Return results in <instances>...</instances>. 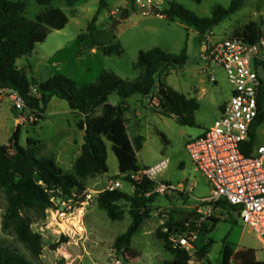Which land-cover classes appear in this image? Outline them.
I'll return each instance as SVG.
<instances>
[{"label":"rangeland","instance_id":"obj_1","mask_svg":"<svg viewBox=\"0 0 264 264\" xmlns=\"http://www.w3.org/2000/svg\"><path fill=\"white\" fill-rule=\"evenodd\" d=\"M24 1L27 3L25 16L28 19H36L45 9L37 0ZM171 2L180 3L204 17L211 16L218 5L228 7L232 0H203L201 3L194 0H160L158 10L168 7ZM241 2L242 5L236 12L209 30L211 35H236L252 21L260 22L264 33V0ZM52 5L60 7L68 15V24L64 29L53 30L46 41L36 45L31 55L18 59L19 67L27 71L33 95L40 97L38 85L53 77L58 70L79 80L94 81L95 77L85 72V61L90 56L100 55L103 67L123 79L136 80L141 71L135 67V63L141 50L161 47L172 53H180L187 49L188 64L172 69L161 79L174 89L187 95L190 93L198 99L200 107L195 112L197 125H182L176 116L163 113L157 98V87L149 96L134 95L128 99L129 109L125 118L130 137H144L143 147L138 152L140 165L151 168L167 160V166L156 173L153 180L157 184L163 182L174 186L165 193L153 190L159 195L151 203L150 216L144 220L128 250L117 251L114 242L131 224L129 203H122L126 210L124 218L112 220L97 201L98 194L117 180L121 182L117 189L130 194L134 192L132 183L120 173L118 158L108 140V172L85 180V192L92 194L89 205L82 208L79 204L82 193H76L78 196L74 199L75 210L64 220L52 209L56 205L44 212L40 209L24 211L32 220L33 231L40 233L43 238V252L39 257H35L13 233L4 229L7 199L2 189L0 236L17 247L34 264H162L172 259L173 255L165 249L164 241L157 235V230L163 226L170 214L186 218L198 212L212 218V221H209L211 230L195 240L194 247L209 243L207 256L201 261H194L195 264H221L225 241L236 252L253 249L256 258L264 261V242L241 220L238 212L231 208L218 207L206 200L211 195L212 185L193 163L187 151L188 142L197 133L204 134L214 126L221 115L219 104L229 99L232 93V86L224 69L215 65L206 66L201 61V33L196 28L185 25L180 19L171 21L164 15L160 17L157 12L144 15L136 0H81L73 7L62 1H55ZM117 8L121 11L113 14L111 11ZM124 8H129L134 13L113 28L114 21L120 17ZM98 11L97 26L106 31L102 41L120 43L123 53L104 55L102 50L94 48L86 50L72 67L64 61L52 63L51 57L58 50L75 43L78 35L87 29ZM205 66L206 71H203ZM213 76L216 81L212 79ZM140 100L142 102L139 103ZM119 101V95L114 93L110 96V102ZM69 110L67 101L58 97H53L44 111L18 109L8 92H0L1 144L12 153L16 141L13 137L19 130L18 141L22 147L30 148L38 156L51 157L66 172H72L75 159L82 152L80 143L83 141V131L77 127V122L83 117L79 112ZM19 115L25 116L24 124L17 121ZM162 134L168 142L164 141ZM29 138H33L36 143L29 145ZM258 139L259 143L264 142V125L258 130ZM190 186H193V190H190ZM50 194L57 202L62 196L57 189L51 190ZM213 220H219L214 227ZM63 237L67 241L62 242ZM194 251L195 248H192L190 252ZM231 262L236 264L238 260L234 257Z\"/></svg>","mask_w":264,"mask_h":264},{"label":"trees","instance_id":"obj_2","mask_svg":"<svg viewBox=\"0 0 264 264\" xmlns=\"http://www.w3.org/2000/svg\"><path fill=\"white\" fill-rule=\"evenodd\" d=\"M55 1H62L73 7L81 0H37L45 9L33 20L25 16L26 1L0 0V89L18 92L25 100V108L32 111H44L53 97L67 101L71 110L79 112L83 117L77 122L78 128L85 131L82 152L75 162L74 170L66 172L55 159L38 156L31 152L30 148L22 147L18 141L19 130L13 137L16 143L12 153L0 142V189L4 191L7 199L3 227L13 233L19 242L25 244L35 257H39L43 252V238L40 233L33 231L32 220L24 211L40 209L44 212L52 207L50 191L53 189H60L70 196L73 193H85L87 178L107 173L109 170L106 143L108 140L112 143V149L118 158L120 173L132 183L134 192L130 194L119 189H105L98 194L97 201L112 220L123 219L126 210L122 203H129L131 224L115 238L114 242L117 251L128 250L144 220L150 216L151 203L159 195L153 192L156 180L148 176H143L139 180L132 177L149 168L142 167L138 159L144 137L142 135L134 139L130 137L125 118V113L129 109L128 99L136 94L149 96L157 86V98L162 112L176 116L182 125L196 126L195 112L200 107L199 101L174 89L161 79L172 69L188 64L187 49L180 53H172L161 47L141 50L135 63V67L141 71L136 80L123 79L103 67L100 55L90 56L85 61V72L87 75L92 74L95 77L94 81L79 80L58 70L53 77L38 85L40 97H37L31 92L26 69L19 68L17 62L18 59L31 55L36 45L46 41L53 30L64 29L68 24V15L60 7L52 5ZM194 1L201 3L203 0ZM241 5V0H232L228 7L218 5L211 16L202 17L180 3L171 2L163 10L157 9V13L171 21L180 19L204 34L236 12ZM97 20L98 13L87 29L78 35L76 42L58 50L50 61L52 63L64 61L72 67L86 50L94 48L102 50L104 55H121L124 50L120 43L102 41L106 31L98 28ZM261 34H263L261 23L252 21L236 35L257 43ZM114 93L121 98L118 105L110 102V96ZM258 100L259 114L251 125L249 139L242 145V151L248 156L253 155L255 146L259 143L258 130L264 125V80L261 81ZM99 109H102L100 114L97 113ZM162 137L168 142L164 134ZM28 143L33 145L36 142L29 138ZM214 205L239 212L237 206L226 202L219 201ZM210 220L212 221V218L198 212L186 218L170 214L163 226L157 230V235L164 241L165 249L173 255L172 259L162 264H195L194 261L205 259L209 243L201 247L195 245V251L192 253L173 239L190 237L193 232L200 236L206 235L211 230ZM217 222L219 220H213V227ZM65 241L67 238L63 237L62 242ZM234 257L238 260L236 264H264V261L256 258L253 249L236 252L225 241L221 264H232L231 260ZM0 264L34 263L6 238L0 236Z\"/></svg>","mask_w":264,"mask_h":264},{"label":"built area","instance_id":"obj_3","mask_svg":"<svg viewBox=\"0 0 264 264\" xmlns=\"http://www.w3.org/2000/svg\"><path fill=\"white\" fill-rule=\"evenodd\" d=\"M160 0H136L144 15L151 14ZM158 9V8H157ZM117 8L113 14L120 12ZM262 47V49L260 48ZM200 59L206 66L215 65L224 69L232 86L230 98L221 106V115L214 126L206 130L187 144V151L193 163L203 172L212 185L209 202H226L237 206L239 217L264 242V142L255 146L253 155H245L243 142L250 137V128L259 114V90L263 81L258 66H264V33L257 43L247 41L241 36H203ZM2 94L8 92L15 101L16 108H25V100L12 89H0ZM167 160L132 175L135 180L148 176L154 179L156 173L164 169ZM121 186L120 181L112 183L108 189ZM174 186L160 182L154 190L165 193ZM62 196L59 202L51 197L55 210L61 220L71 215L74 199L57 189ZM193 190V186H190ZM82 208L89 205L92 194L85 192L79 198ZM200 235L193 232L190 237H181L177 243L191 251L195 240ZM120 263V262H119Z\"/></svg>","mask_w":264,"mask_h":264},{"label":"crops","instance_id":"obj_4","mask_svg":"<svg viewBox=\"0 0 264 264\" xmlns=\"http://www.w3.org/2000/svg\"><path fill=\"white\" fill-rule=\"evenodd\" d=\"M113 11L114 10H112L111 12L113 13ZM98 15H99V11H98ZM163 15H161L160 14V17H162ZM182 21V20H181ZM183 22V21H182ZM184 23V22H183ZM185 25H187L186 23H185ZM189 26V25H188ZM190 27H192V26H190ZM209 33V31L208 32H206V33H204V34H201L202 35V38H203V36L204 35H207ZM17 65H18V62H17ZM18 67H19V65H18ZM19 68H23V67H19ZM206 66H205V68H203V71H206ZM26 73H27V71H26ZM28 75V74H27ZM211 75H213V72H212V74ZM212 79L214 80V81H216L215 80V77L213 76L212 77ZM157 87V86H156ZM158 88V87H157ZM199 92V91H198ZM181 93H184V92H181ZM185 95H187L186 93H184ZM197 94V93H196ZM136 95H139V94H136ZM134 96V95H133ZM142 96V95H141ZM188 97H194V96H191L190 95V93H189V95H187ZM194 98H196V97H194ZM197 99V98H196ZM198 100V99H197ZM228 99H226V100H224V101H222L220 104H219V114H221V106L227 101ZM51 101H52V99H51ZM50 101V102H51ZM120 102L121 101H119L118 103H113L114 105H118V104H120ZM140 102H142L141 100L139 101V103ZM112 103V102H111ZM69 111H72L71 110V108H70V110ZM102 112V109L99 111L98 110V114H100ZM137 114H139V113H137ZM25 119V116H23V115H19L18 117H17V121H20L21 122V124H24L23 123V120ZM78 127V126H77ZM81 130V129H80ZM81 131H83V133H82V137H83V141H81V143H80V148H82V146H83V143H84V135H85V131L84 130H81ZM203 133L202 132H200V133H197L196 135H195V137H193V138H196V137H199V136H201ZM1 142V141H0ZM16 142H14V144H15ZM75 144H76V142H75ZM7 149V148H6ZM77 158H78V156L76 157V159H75V162H76V160H77ZM75 164V163H74ZM102 175V174H101Z\"/></svg>","mask_w":264,"mask_h":264},{"label":"water","instance_id":"obj_5","mask_svg":"<svg viewBox=\"0 0 264 264\" xmlns=\"http://www.w3.org/2000/svg\"><path fill=\"white\" fill-rule=\"evenodd\" d=\"M153 12H157V8H153ZM134 13L133 10H130L129 8H124L120 17L118 19H116L112 25L113 28H115L117 26L118 23H121L123 20H125L126 18H128L130 16V14ZM260 48L262 49V47L260 46ZM258 72H259V76L262 80H264V66L263 65H259L258 66ZM16 142V141H15Z\"/></svg>","mask_w":264,"mask_h":264}]
</instances>
